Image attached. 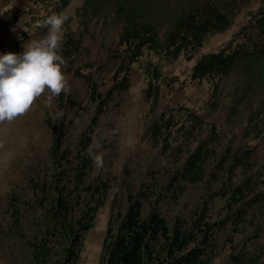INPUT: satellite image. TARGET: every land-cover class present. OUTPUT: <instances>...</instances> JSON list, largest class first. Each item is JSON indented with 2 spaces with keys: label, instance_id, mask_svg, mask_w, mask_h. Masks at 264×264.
<instances>
[{
  "label": "trees",
  "instance_id": "16d2710c",
  "mask_svg": "<svg viewBox=\"0 0 264 264\" xmlns=\"http://www.w3.org/2000/svg\"><path fill=\"white\" fill-rule=\"evenodd\" d=\"M31 2L36 6H52L44 16L34 17L36 25L53 13L60 14L71 0ZM252 2L257 3L258 12L250 17L251 25L243 29L239 38L254 33L257 40L253 48L249 45L251 40L231 42L220 51L204 54L193 66L191 78L213 83L238 73L245 78L241 86L244 91L256 86L264 91V0H84L77 9L81 18L87 21L88 17L91 21L104 17L106 25L113 20L120 30L119 63L113 84L104 92L91 75H81L88 85V100L95 104L91 127L81 133L71 150L65 146L68 124L57 121L48 152L51 172L28 179L34 201L24 223L19 225L22 220H19V210L10 207L18 214L9 227L10 238L22 251L18 264H78L80 261L86 235L105 205L110 188L106 182L91 179L93 162L87 149L92 147L94 127L115 95L129 90L133 66L147 53L169 61L181 57L193 60L211 35L227 32L236 15ZM28 40L29 36L22 33L13 51L17 52ZM61 50L64 58L71 61L79 54L80 40L66 33ZM143 67L148 77L146 98L157 105L163 77L161 69L150 60ZM262 105L264 110V99ZM75 106L73 102L72 107ZM183 109L185 122L178 121L171 113L155 114L147 126L148 136L157 144L164 142L168 152L173 151L180 158L181 164L172 180L182 185L205 182L212 175L208 172L210 160L217 162V169L224 173L226 182L216 195L222 194L226 200V216L211 221L202 208L190 221L177 218L170 224L155 207L147 213L144 211L148 197L143 191L130 193L124 212L110 219L98 264H210L215 256L217 235L229 225L239 228L255 207L264 204V175L255 171L252 148L226 146L218 153L216 126L205 130L208 124L201 116L189 108ZM256 116L249 120L250 124ZM205 132L204 139L195 140L196 135ZM211 147H215L216 154ZM238 170L243 176L235 182ZM260 238L263 242L259 248L238 252L234 264H264V226L260 228Z\"/></svg>",
  "mask_w": 264,
  "mask_h": 264
},
{
  "label": "rangeland",
  "instance_id": "374dc122",
  "mask_svg": "<svg viewBox=\"0 0 264 264\" xmlns=\"http://www.w3.org/2000/svg\"><path fill=\"white\" fill-rule=\"evenodd\" d=\"M83 2L71 0L60 13L68 18L64 24L63 40L66 33H72L80 40L79 54L71 61L64 58L62 50L59 53L65 60L62 71L68 78L70 92H62L52 98H49L50 93H45L26 115L0 123V264H18L21 261L22 251L10 238L9 227L18 214L19 220L22 219L19 225L24 223L31 211L30 203L34 199L28 179L51 172L48 152L54 138L55 123L59 120L67 122L65 146L71 150L81 133L91 127L95 104L88 100V85L81 75H91L102 92L113 84L119 63L120 30L113 20L106 25L104 17L91 21L87 17V23L77 14ZM51 7L32 5L31 0H0V56L9 52L21 54L29 41L45 36L47 29L37 28L33 23L34 17L44 16ZM31 10L34 13H30ZM257 12V3L252 2L236 15L227 32L211 35L193 60L181 57L169 61L147 53L140 63L133 66L129 90L115 95L93 129L92 149L103 153L104 165L96 168L93 164L91 179L106 182L110 188L105 205L98 211L94 225L86 235L78 264L99 263L110 219L124 212L130 193L143 191L148 197L144 211L147 213L155 207L170 224L177 218L190 221L203 209L211 221L226 216V200L222 194L216 195L219 188L225 186L226 179L224 173L217 169L216 161L210 160L208 172L212 175H208L205 182L182 185L172 180L181 161L176 153L168 152L164 142L157 144L148 136L147 126L155 114L171 113L178 121L185 122L183 108H189L208 124L205 130L216 126L219 132L218 153L226 146L252 148L255 171L264 175L263 88L256 86L244 91L241 86L245 78L238 73L213 83L191 78L193 66L204 54L220 51L231 42L249 43L251 40L249 45L253 48L257 40L254 33H249V38L239 36L244 33V28L251 25L250 17L253 18ZM22 33H26L29 40L14 52L12 47ZM147 60L158 64L163 75L157 105L146 98L148 77L143 66ZM73 102L75 108L72 107ZM255 115V122L250 124L249 120ZM205 137L206 132L196 135L195 140ZM211 148L216 154L215 147ZM242 176L238 170L234 181ZM11 206L19 210L17 215L10 210ZM263 226L264 204L255 207L239 228L229 225L217 235L215 256L210 264H234V256L238 252L257 250L263 242L260 238Z\"/></svg>",
  "mask_w": 264,
  "mask_h": 264
},
{
  "label": "clouds",
  "instance_id": "9594fccd",
  "mask_svg": "<svg viewBox=\"0 0 264 264\" xmlns=\"http://www.w3.org/2000/svg\"><path fill=\"white\" fill-rule=\"evenodd\" d=\"M67 16L53 13L37 28L47 34L24 45L21 54L9 52L0 56V123L26 115L45 93L57 97L70 92L68 78L62 71L65 60L60 55ZM87 155L96 168L104 165L103 153L89 146Z\"/></svg>",
  "mask_w": 264,
  "mask_h": 264
}]
</instances>
